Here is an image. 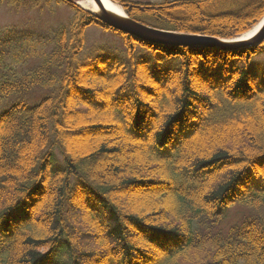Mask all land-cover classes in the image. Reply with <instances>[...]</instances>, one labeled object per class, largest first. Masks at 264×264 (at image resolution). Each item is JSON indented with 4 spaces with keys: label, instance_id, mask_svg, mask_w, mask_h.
<instances>
[{
    "label": "trees",
    "instance_id": "trees-1",
    "mask_svg": "<svg viewBox=\"0 0 264 264\" xmlns=\"http://www.w3.org/2000/svg\"><path fill=\"white\" fill-rule=\"evenodd\" d=\"M115 1L148 27L224 40L264 17V0ZM70 7L41 48L0 39V98H15L0 114V264H264V76L250 72L264 41L155 45ZM91 25L125 59L82 60ZM85 132L100 136L79 149Z\"/></svg>",
    "mask_w": 264,
    "mask_h": 264
},
{
    "label": "rangeland",
    "instance_id": "rangeland-1",
    "mask_svg": "<svg viewBox=\"0 0 264 264\" xmlns=\"http://www.w3.org/2000/svg\"><path fill=\"white\" fill-rule=\"evenodd\" d=\"M38 1L39 3H36V0H0V39L5 38L9 35V33H12L11 37L17 38L19 41V45L28 43L27 41H30L32 39L34 41L37 39V42L40 43V45L38 46L39 48H41L42 45L45 44V42H42L45 40L44 37L48 38L52 34V32L56 30L60 25L66 24L68 22V19L73 15V9L69 4H66L64 2H57L56 0H48V2H46L45 0ZM73 1L77 4V8L85 12L88 11L79 5V2H81L82 0ZM126 1L135 3L159 4L161 2H169L172 0ZM118 4L119 6L121 5L120 3ZM121 6L124 8L123 5ZM14 43V46H16V42ZM46 46L51 47V45L49 44H46ZM100 53L110 59L114 57V59L117 60L125 59V51L121 37L119 35L97 26H88L84 31V46L82 51V57L84 59L82 60L87 61L90 59H94L96 56H98L97 54ZM4 60L6 61V63H9L11 59L9 60V58H5ZM23 61L24 60L20 62ZM254 61L255 62H253V64L250 66V72L258 77L259 83H263L264 54L256 56L254 58ZM26 62L31 66L32 64L34 65L38 63L39 59L30 58ZM21 64L22 63H17L16 65L14 64L16 72ZM44 93H42L41 90L34 91L32 99L28 103L36 104L42 97V95H44ZM14 99L15 98L13 97L5 99L0 98V114L12 107L13 104H15ZM85 134V138H81L80 134L76 137L75 145L78 146L79 149H84L92 146L98 140L97 137L100 136L99 133L93 134L91 132H85ZM201 146L204 147L203 145ZM202 147H198V149L200 150ZM126 194L130 198H132V200L138 199L139 197L144 195V193L137 188L130 189L128 192H126ZM241 212L242 210L238 207L228 210L227 220L225 221V224L227 225L233 223V221L237 220L240 217V215L242 214Z\"/></svg>",
    "mask_w": 264,
    "mask_h": 264
},
{
    "label": "water",
    "instance_id": "water-1",
    "mask_svg": "<svg viewBox=\"0 0 264 264\" xmlns=\"http://www.w3.org/2000/svg\"><path fill=\"white\" fill-rule=\"evenodd\" d=\"M63 1L69 4L77 5L73 0ZM94 2L99 8L98 13L94 14L90 11L88 12L99 22L115 31L150 44L186 48H215L222 51H236L255 47L264 41V17L258 23H261V25L255 33L246 36L244 34L232 40H223L203 35L175 33L154 29L130 19L124 10L123 15H118L105 9L100 0H94Z\"/></svg>",
    "mask_w": 264,
    "mask_h": 264
},
{
    "label": "bare ground",
    "instance_id": "bare-ground-1",
    "mask_svg": "<svg viewBox=\"0 0 264 264\" xmlns=\"http://www.w3.org/2000/svg\"><path fill=\"white\" fill-rule=\"evenodd\" d=\"M100 2L102 4V6L105 9H107L108 11L113 12V13L118 14V15H123L122 8L117 3L113 2L112 0H100ZM79 5L82 8H84V9H86V10H88L94 14H97L99 11V8H98L97 4L94 2V0H82L81 2H79ZM260 25H261V23L258 24L257 26H255L254 28H252L247 34H245V36L255 33L259 29Z\"/></svg>",
    "mask_w": 264,
    "mask_h": 264
}]
</instances>
